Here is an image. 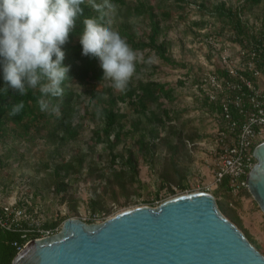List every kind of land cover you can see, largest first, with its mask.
Returning a JSON list of instances; mask_svg holds the SVG:
<instances>
[{"label": "rangeland", "instance_id": "obj_1", "mask_svg": "<svg viewBox=\"0 0 264 264\" xmlns=\"http://www.w3.org/2000/svg\"><path fill=\"white\" fill-rule=\"evenodd\" d=\"M127 2L129 7L133 5V0ZM221 2H224L226 7L236 8L242 0H150V3L156 6L157 14L168 13L170 16L163 24L160 40L164 39L169 43L167 55L175 63L166 64L157 59L153 53L137 52V60L154 68L148 71L147 77L151 76L160 83L174 87L175 101L172 104L163 101L162 106L171 110L172 117L177 116L173 119V123L181 131L183 139L191 134L201 137L198 142L186 144L188 152L180 160V166L187 168L183 182L185 190L181 191L174 184L162 185L158 176L162 168L158 160L163 153L158 151L152 160L148 162L140 160L137 166L138 182L133 187L135 194L130 197L128 204H125L126 200L123 197L112 203L106 196L105 210L93 213L91 201L102 192L97 180V175L100 173L98 169L107 168V153L99 145L94 150H89L93 146L92 131L99 122L91 117L93 107L85 102L86 104H81L80 107L82 120H78L79 134L67 145L60 146L57 141L48 140L43 136L44 133L0 138L2 197L7 200L16 193L20 199H23L26 195H30L31 206L27 215L39 225L56 224L58 227L54 233H57L67 219L97 224L126 209L139 206L157 207L161 203L160 200L164 201L176 195L204 192L206 189L211 194L218 191L219 200L223 202L221 208L230 209L235 214L238 219L237 228L248 236L253 247L264 256V214L250 194L244 191L234 197L227 192L224 193L219 186L212 188L215 155L210 153V149L214 144V120L213 113L209 112L202 103L200 84L210 71L217 67V58L212 54L214 38L218 46H221L222 43L228 44L232 36L223 33L228 29L226 17L219 16L214 9ZM242 18L245 21L260 22L264 18V0L260 5L244 13ZM127 19L130 26L137 25L140 33L146 30V18L130 16ZM121 20L124 18L113 14L115 30ZM101 85L98 90H101ZM119 107L122 110L124 108L121 105ZM78 154L87 155L85 169L80 176L75 177L76 180L66 196L63 198L56 196L53 192L50 172L52 166L63 160L71 161ZM168 187L175 192V195H168ZM96 214L98 216L94 218L93 215Z\"/></svg>", "mask_w": 264, "mask_h": 264}, {"label": "trees", "instance_id": "obj_2", "mask_svg": "<svg viewBox=\"0 0 264 264\" xmlns=\"http://www.w3.org/2000/svg\"><path fill=\"white\" fill-rule=\"evenodd\" d=\"M262 1L242 0L236 8L226 7L225 3L221 2L214 9L219 16L226 17L228 29L223 33L233 32L238 37L243 35L241 17L252 7L260 5ZM95 2L103 3V0H95ZM110 2L115 5L114 13L124 18L115 28L134 51L144 54L153 53L157 59L166 64L175 63L167 55L169 43L164 39L160 40L163 24L170 17L168 13L157 14L156 6L152 5L150 0H133V5L130 7L127 0H110ZM80 3L83 13L78 18L76 28L70 34L68 42L63 46L64 64L70 71L69 77L62 84V96L49 97V110L41 112L37 103L41 97L38 89H29L23 96L11 88L7 93H0V138L44 133L43 136L48 140L57 141L60 146L67 145L79 134L78 120H82L80 107L87 102L93 107L91 117L99 122L92 131L93 146L89 150L92 151L99 145L107 153V168L98 169L100 173L97 175V180L102 192L91 201L93 213L105 210L106 196L112 203L123 197L126 200L125 204H128L130 197L135 194L133 187L138 182L137 166L140 160L148 162L158 151L163 153L158 160L162 168L158 175L162 185L174 184L181 191L185 190L183 182L187 168L180 166V160L188 152L186 144L198 142L201 137L191 134L183 139L181 131L173 123V119L177 116L172 117L171 110L162 106L163 101L168 104L175 101L174 87L160 83L151 76L147 77L148 71L153 67L140 60H137L135 74L123 91L114 90L111 83L106 84L109 81L102 79L103 72L98 61L83 57L80 45L83 21L96 19L99 13L91 7V0H80ZM130 16L146 18V30L140 33L136 24L130 26L127 19ZM261 22L259 36L264 38V18ZM144 76L147 78H142ZM100 84L102 87L98 90ZM3 87L5 84L0 79V88ZM21 101L24 104L23 110L17 115H10L11 105ZM202 103L209 112L215 111V107L204 95ZM119 105L125 109L122 110ZM87 110L86 107V114ZM86 160L87 155L78 154L71 161L63 160L52 166L50 172L53 192L56 196L62 198L66 196L76 180L75 177L80 176L85 169ZM227 182L225 178L219 186L224 193H228ZM168 193L170 196L175 195L170 187ZM246 193L248 194L247 191ZM212 195L221 213L237 225L238 219L235 214L230 209L221 208L223 202L219 200L218 191ZM22 227L26 226L22 225ZM43 227L54 232L58 226L45 223ZM22 235L21 231H4L0 228V264H11L19 248H22L26 242L38 238L36 233L26 234L23 238ZM245 237L253 244L247 235Z\"/></svg>", "mask_w": 264, "mask_h": 264}, {"label": "water", "instance_id": "obj_3", "mask_svg": "<svg viewBox=\"0 0 264 264\" xmlns=\"http://www.w3.org/2000/svg\"><path fill=\"white\" fill-rule=\"evenodd\" d=\"M253 157L247 191L264 214V141ZM11 264H264V256L211 193L191 192L97 224L67 219L57 233L28 242Z\"/></svg>", "mask_w": 264, "mask_h": 264}, {"label": "clouds", "instance_id": "obj_4", "mask_svg": "<svg viewBox=\"0 0 264 264\" xmlns=\"http://www.w3.org/2000/svg\"><path fill=\"white\" fill-rule=\"evenodd\" d=\"M91 7L99 16L83 21L81 55L98 61L102 79L123 91L135 74L137 52L114 29L115 5L110 0H91ZM82 13L80 0H0V79L5 84L0 93L11 88L23 96L38 89L39 109L48 111V98L62 96L69 77L63 46ZM23 108L22 101L12 104L10 115Z\"/></svg>", "mask_w": 264, "mask_h": 264}, {"label": "built area", "instance_id": "obj_5", "mask_svg": "<svg viewBox=\"0 0 264 264\" xmlns=\"http://www.w3.org/2000/svg\"><path fill=\"white\" fill-rule=\"evenodd\" d=\"M241 19L243 35L238 37L232 32L230 42L221 46L214 38L212 54L217 58V67L200 84L202 95L215 107L211 112L214 144L210 153L215 155L212 188L226 178L228 193L234 197L247 191L246 179L255 164L253 150L264 141V38L259 36L262 22ZM31 198L26 195L20 199L14 193L5 200L0 194V228L21 231L22 238L36 233L38 238L34 240L55 234L56 230L44 228L27 215Z\"/></svg>", "mask_w": 264, "mask_h": 264}]
</instances>
